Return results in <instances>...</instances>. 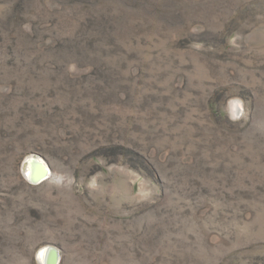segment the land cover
<instances>
[{
	"label": "rangeland",
	"instance_id": "374dc122",
	"mask_svg": "<svg viewBox=\"0 0 264 264\" xmlns=\"http://www.w3.org/2000/svg\"><path fill=\"white\" fill-rule=\"evenodd\" d=\"M52 249L264 264V0H0V264Z\"/></svg>",
	"mask_w": 264,
	"mask_h": 264
},
{
	"label": "bare ground",
	"instance_id": "6f19581e",
	"mask_svg": "<svg viewBox=\"0 0 264 264\" xmlns=\"http://www.w3.org/2000/svg\"><path fill=\"white\" fill-rule=\"evenodd\" d=\"M47 173V167L43 166L39 163L37 159L31 160V166L29 169L30 176L35 180H42L45 178ZM53 250V249H52ZM41 259L43 261H48L46 264H55L57 261L56 251L53 250L52 252H47L41 254Z\"/></svg>",
	"mask_w": 264,
	"mask_h": 264
}]
</instances>
